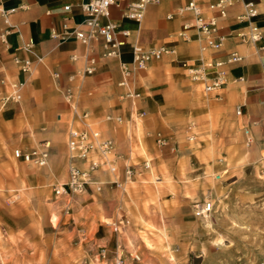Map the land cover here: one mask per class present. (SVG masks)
<instances>
[{
    "label": "rangeland",
    "instance_id": "obj_1",
    "mask_svg": "<svg viewBox=\"0 0 264 264\" xmlns=\"http://www.w3.org/2000/svg\"><path fill=\"white\" fill-rule=\"evenodd\" d=\"M75 90V109L58 114L60 121L51 116L55 122L33 139H25L19 123L7 125V135L0 131V264H264V132L252 135L200 107H175L185 104L175 93H163L155 121L139 93L129 98L124 91L95 113L81 87ZM124 98L137 108L140 144L133 150L118 112ZM82 112L111 140L113 154L95 172L101 190L89 185L56 196L54 186L68 175L67 125L81 126ZM43 142L49 143L44 166L14 155ZM203 201L212 210L198 217L194 205ZM121 211L123 223L115 224Z\"/></svg>",
    "mask_w": 264,
    "mask_h": 264
},
{
    "label": "crops",
    "instance_id": "obj_2",
    "mask_svg": "<svg viewBox=\"0 0 264 264\" xmlns=\"http://www.w3.org/2000/svg\"><path fill=\"white\" fill-rule=\"evenodd\" d=\"M85 1L0 0V32L8 31L5 42L0 38V91L6 93L12 84L24 82L21 100L8 104L0 115V131L3 130L7 135L11 132L6 126L19 123L23 125L20 133H24L25 139L28 136L33 139L31 135L38 134L41 126L55 122L51 116L56 118L58 114L62 116L70 110L64 98L65 88L71 87L74 94L80 86L86 102L97 110L95 113L106 110L113 96L130 90L142 95L140 106L145 112L147 109L151 120L157 121L152 115L157 116L156 111L164 108L163 93H175L185 101L184 105L175 104V107H200L203 115L247 128L252 135L264 132V38L258 43L261 46L255 47L235 37L245 25L238 20L239 14L243 12L242 1L238 0L228 8L226 17L219 20L218 31L219 35L224 36L218 55L236 52L241 60L228 64L226 82L210 90H204L202 82H192L181 66L183 62L198 64L206 57L201 50L200 37L194 29L187 31L189 41L178 36L183 25L193 20L191 13L180 11L185 0L151 2L145 6L139 21L124 17L126 0L111 5L108 20L116 24L115 37L123 42L119 59L101 58V42L88 49L73 37L61 41L51 36L52 32L61 33L64 28L67 31H72L77 25L85 28L82 25L85 16L81 9ZM196 1L205 14H211L207 9V0ZM247 1L256 3L259 13L254 22L264 33V0ZM66 5L69 6L67 11L64 10ZM124 31L128 32L127 36L123 35ZM136 44L145 49L166 46L172 51L160 59L152 60L145 69H134L124 76L120 62L131 66L132 50ZM25 45L29 46L26 48ZM14 55L32 60L30 74L19 71L13 60ZM73 55L77 58L73 59ZM88 55L97 56L98 63L91 75L84 76L85 56ZM212 76L213 73L209 72L205 82H209ZM123 79L126 86L119 85ZM88 92L93 93L90 98L86 95ZM129 98H124L125 104L116 101L122 104L118 112L124 113L129 129L126 148L133 150L138 148L140 138L138 117L134 113L137 108L129 104ZM194 102L196 106H193ZM114 112L111 111V114H117ZM46 114L50 116L47 118ZM186 117L189 118V113ZM88 122L95 127L91 120ZM4 155L0 148V157ZM125 216L122 211L116 212L114 223L122 224Z\"/></svg>",
    "mask_w": 264,
    "mask_h": 264
},
{
    "label": "built area",
    "instance_id": "obj_3",
    "mask_svg": "<svg viewBox=\"0 0 264 264\" xmlns=\"http://www.w3.org/2000/svg\"><path fill=\"white\" fill-rule=\"evenodd\" d=\"M123 1L125 0H86L81 4V9L85 16L82 25L85 28H80V25H77L72 31H67L64 28L61 33L52 32L51 36L61 41L73 37L88 49H91L93 44L101 42V58L119 59L121 53L120 46H122L123 42L116 39V24L108 20V15L111 5H117ZM155 1L157 0H126V8L123 15L127 19L139 21L143 16L145 6ZM236 1L238 0H207V9L211 12L209 15L203 12L201 5L196 0H185L184 6L180 8L181 12L187 11L191 13L193 20L192 23L183 25V28L178 32V36L184 41H189L187 31L194 29L200 37L201 50L206 55L198 64L183 62L181 65L192 82L204 83V90L217 88L225 83L226 66L241 60V56L236 52L218 55L224 43V36L218 33L219 20L226 17L228 8L233 6ZM239 1H242L243 12L239 14L238 20L245 23V25L238 30L235 37L245 44L256 47L262 38H264L261 28L254 22L259 13L258 7L252 1ZM64 10H69V6H64ZM103 18L106 19L105 22L102 21ZM5 21L7 22L6 18ZM7 33L8 31L0 32V38L4 42ZM123 35L127 36L128 32L124 31ZM28 46L25 45L26 48ZM171 51L172 49L166 46L145 49L136 44L132 50L131 66L120 62V68L124 76H126L134 69H145L152 60L160 59ZM207 52L210 53L207 55ZM72 58L76 59L77 57L73 55ZM13 60L21 73H31L33 68L31 59L20 58L14 55ZM97 63V56H85L84 76L91 75ZM209 72H212L213 76L209 82H205V77ZM23 84V81H19L12 84L11 89L6 93L0 91V109L4 108L7 104L17 103L21 100ZM119 85L126 86L125 79L121 80ZM125 95L127 97L137 96V94L130 92V90H127ZM64 98L69 108L75 109L73 108L74 94L71 87L65 88ZM79 116L81 126L70 125L67 129L68 175L65 182L54 186L53 191L56 196H74L84 192L89 185H94L98 191L101 190L102 184L97 183L95 172L103 164L107 163V160L113 154L111 140L103 136L101 130L90 125L87 118L88 113L82 112ZM106 119L114 120L116 123L122 122L120 116H106ZM157 142L159 145L167 144L162 138H157ZM48 147L49 143L43 142L26 154L17 149L14 151V155L22 157L25 160H32L39 166H44L48 160ZM111 169L115 170V166H111ZM125 172L128 178L132 170L127 166ZM211 210L212 203L210 201H203L194 205V213L198 217L207 216Z\"/></svg>",
    "mask_w": 264,
    "mask_h": 264
}]
</instances>
